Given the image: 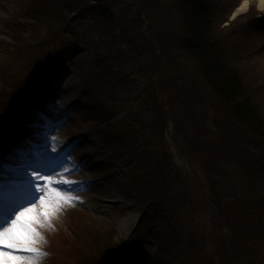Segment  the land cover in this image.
Returning a JSON list of instances; mask_svg holds the SVG:
<instances>
[{"label": "rangeland", "instance_id": "374dc122", "mask_svg": "<svg viewBox=\"0 0 264 264\" xmlns=\"http://www.w3.org/2000/svg\"><path fill=\"white\" fill-rule=\"evenodd\" d=\"M177 1L105 0L111 7L106 19L91 8L74 19L67 11L70 0H0V67L21 71L23 91L30 75L50 66L52 58L58 61L53 65L56 81L50 82L61 79V87L49 90L47 75L32 95L43 92L49 101L52 113L44 119L52 124V134L46 144L69 166L52 179L80 182L66 193L80 199L65 204L58 215L66 213L70 226L82 231L88 242L72 237L61 223L59 228L92 263L117 243L127 242L139 218L138 207L144 204L140 197H148L152 206L162 200L160 207L171 219L170 258L181 254L172 256L171 264H264V201L254 203L246 191L250 182L256 188V176L264 171V158L253 166L264 156V143L222 109L200 81L196 65L180 51ZM243 1L248 3L240 11ZM209 4L215 35L225 40L248 100L264 114V32L257 19L264 10L258 0ZM10 22L26 27L19 34L11 31ZM64 23L67 36L61 33ZM60 46L65 48L63 56L54 54ZM32 51L31 59L24 58ZM3 114L0 109V119ZM101 121L112 127L104 130L97 126ZM101 132L110 139L105 149ZM133 145L136 162L130 168L122 151ZM107 165L115 167L107 170ZM178 169L188 171L191 194L186 176L176 177ZM121 190L133 196V209L118 195ZM48 228L38 226L56 238L57 231ZM182 234L194 238L191 248L184 247ZM38 247L46 253L38 264H53L48 254L56 253L43 242ZM156 251L155 245H144L138 256L156 257Z\"/></svg>", "mask_w": 264, "mask_h": 264}, {"label": "trees", "instance_id": "16d2710c", "mask_svg": "<svg viewBox=\"0 0 264 264\" xmlns=\"http://www.w3.org/2000/svg\"><path fill=\"white\" fill-rule=\"evenodd\" d=\"M72 1L78 7L73 10L77 13L87 8L92 10V2L95 10L105 11L104 14L100 12L101 17L106 19L110 15L108 11L111 7L105 0ZM175 9L181 24V38L177 43L180 51L196 65L200 81L222 109L239 127L258 136L259 141L264 143V114L260 106L257 108L256 104L248 100L234 59L228 54L225 40L215 35L209 0H178ZM246 185L249 196L252 194V201L261 204L263 194L260 190L252 189L253 185L250 183ZM234 206L238 207L236 204Z\"/></svg>", "mask_w": 264, "mask_h": 264}, {"label": "snow or ice", "instance_id": "6c2138e0", "mask_svg": "<svg viewBox=\"0 0 264 264\" xmlns=\"http://www.w3.org/2000/svg\"><path fill=\"white\" fill-rule=\"evenodd\" d=\"M22 177L10 189L0 185V264H38L46 255L38 245L44 237L38 226L51 227V218L79 197L66 193L80 182L67 179L53 181L51 175H41L42 169H33L31 163L21 165ZM46 181V186L38 181ZM56 186H53V185ZM67 186L60 189L59 186ZM38 201V205H37ZM25 253V254H21ZM120 264H137L134 253L125 254Z\"/></svg>", "mask_w": 264, "mask_h": 264}, {"label": "bare ground", "instance_id": "6f19581e", "mask_svg": "<svg viewBox=\"0 0 264 264\" xmlns=\"http://www.w3.org/2000/svg\"><path fill=\"white\" fill-rule=\"evenodd\" d=\"M247 1H243V3L240 6V11L244 10L247 6ZM258 8L260 10H264V0H258Z\"/></svg>", "mask_w": 264, "mask_h": 264}]
</instances>
